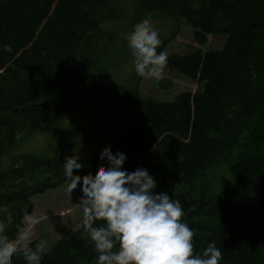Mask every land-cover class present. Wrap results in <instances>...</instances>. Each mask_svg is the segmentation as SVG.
Returning <instances> with one entry per match:
<instances>
[{
	"label": "trees",
	"instance_id": "1",
	"mask_svg": "<svg viewBox=\"0 0 264 264\" xmlns=\"http://www.w3.org/2000/svg\"><path fill=\"white\" fill-rule=\"evenodd\" d=\"M116 2L0 0V151L57 127L72 115L75 99L90 98L88 91L122 100L139 114L110 151L126 155L129 172L147 169L156 192L181 203L194 252L215 242L219 264H264V0H138L140 15L164 12L195 28L200 47L208 35L226 37L221 51H167V66L202 87L172 103L142 99L137 87L118 94L110 80H95L92 44L110 37L103 26L120 22ZM83 79L92 82L86 92ZM71 155L59 147L51 157L18 156L0 173V208L14 218L9 236L23 223L25 207L33 212V197L65 183L62 165ZM100 156L80 161L74 174L95 177ZM221 166L231 177L226 198L211 181ZM48 248L42 264H96L94 245L80 227ZM13 264L26 262L21 255Z\"/></svg>",
	"mask_w": 264,
	"mask_h": 264
},
{
	"label": "clouds",
	"instance_id": "2",
	"mask_svg": "<svg viewBox=\"0 0 264 264\" xmlns=\"http://www.w3.org/2000/svg\"><path fill=\"white\" fill-rule=\"evenodd\" d=\"M126 41L136 75L161 79L169 53L158 51L162 41L151 19L134 25ZM126 160L125 154L106 150L95 177L74 174L83 167L78 154L65 157L62 165L67 194L78 186L82 193L79 227L94 245L96 264H219L222 253L215 242L194 252V231L182 220L181 203L167 192L157 193L156 179L147 169L125 170ZM43 219L25 207L23 223L15 224V234L9 236L14 218L0 208V264H13L21 255L26 264H42L48 245L42 241L32 247L31 241L32 227Z\"/></svg>",
	"mask_w": 264,
	"mask_h": 264
},
{
	"label": "rangeland",
	"instance_id": "3",
	"mask_svg": "<svg viewBox=\"0 0 264 264\" xmlns=\"http://www.w3.org/2000/svg\"><path fill=\"white\" fill-rule=\"evenodd\" d=\"M116 2V0H115ZM120 13V22L105 25L102 31L111 33L110 37L92 44L95 52L96 78L102 85L110 80L118 94L126 95L137 87L142 99H152L159 102H174L182 93L192 94L202 90L195 81L187 79L181 73L166 66L161 79H146L136 75L130 51L127 48L126 36L132 31L134 25L150 18L160 32L162 48L172 54L183 56L199 49L203 53L208 51H221L224 48L226 37L207 36V44L200 47L194 39L196 29L189 26L183 19H175L164 12L141 11L137 13L138 0H117ZM117 12V10H115ZM113 34V35H112ZM84 92L91 81L81 80ZM168 84L169 88L163 87ZM96 85V82H94ZM83 92V91H82ZM84 94V93H83ZM86 96V95H85ZM89 99H75L73 113L61 123L42 135H33L30 139L14 149L0 151V173L7 171L18 156L35 154L40 157H51L55 150L64 147L80 156V161L94 155L102 154L106 150L114 149L119 140L125 135L139 114L137 108H129L122 100L115 98L106 101L93 96L89 91ZM70 94L63 95L66 103ZM211 181L223 188L221 197L226 198L232 194L229 181L231 177L228 169L221 166L213 172ZM66 183L46 191L42 195L31 199L33 211L44 217L40 224L32 227V241L46 242L48 246L54 245L61 239L68 240L79 229L82 223V210L78 205L82 196L80 188L73 191L71 196L66 192ZM228 193H227V192Z\"/></svg>",
	"mask_w": 264,
	"mask_h": 264
},
{
	"label": "water",
	"instance_id": "4",
	"mask_svg": "<svg viewBox=\"0 0 264 264\" xmlns=\"http://www.w3.org/2000/svg\"><path fill=\"white\" fill-rule=\"evenodd\" d=\"M79 82H81V80Z\"/></svg>",
	"mask_w": 264,
	"mask_h": 264
}]
</instances>
